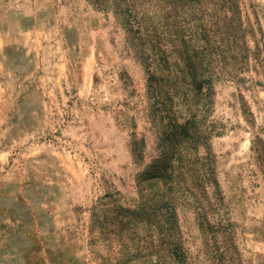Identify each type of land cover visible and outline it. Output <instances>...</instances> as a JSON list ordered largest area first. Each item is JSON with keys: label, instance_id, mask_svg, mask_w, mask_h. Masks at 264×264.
I'll list each match as a JSON object with an SVG mask.
<instances>
[{"label": "rangeland", "instance_id": "rangeland-1", "mask_svg": "<svg viewBox=\"0 0 264 264\" xmlns=\"http://www.w3.org/2000/svg\"><path fill=\"white\" fill-rule=\"evenodd\" d=\"M224 1L0 0V264H264V0Z\"/></svg>", "mask_w": 264, "mask_h": 264}, {"label": "trees", "instance_id": "trees-1", "mask_svg": "<svg viewBox=\"0 0 264 264\" xmlns=\"http://www.w3.org/2000/svg\"><path fill=\"white\" fill-rule=\"evenodd\" d=\"M227 1L228 0H226V1H224V6H223V13L225 14V15H227L228 13H236V15H237V17H238V20H239V22H241V13H240V9H239V7H238V5L236 4V1L237 0H232L233 1V7L234 8H232V11L231 10H229V9H227L226 7H225V3H227Z\"/></svg>", "mask_w": 264, "mask_h": 264}, {"label": "crops", "instance_id": "crops-1", "mask_svg": "<svg viewBox=\"0 0 264 264\" xmlns=\"http://www.w3.org/2000/svg\"><path fill=\"white\" fill-rule=\"evenodd\" d=\"M8 33V32H5L4 30L0 29V40H1V43L3 44L4 42H6V39L4 38V35Z\"/></svg>", "mask_w": 264, "mask_h": 264}]
</instances>
